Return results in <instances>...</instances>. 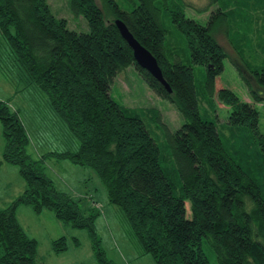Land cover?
<instances>
[{"label":"trees","instance_id":"obj_1","mask_svg":"<svg viewBox=\"0 0 264 264\" xmlns=\"http://www.w3.org/2000/svg\"><path fill=\"white\" fill-rule=\"evenodd\" d=\"M68 1L72 11L86 19L88 30L68 26L67 19L53 13L48 0H0V71L15 85L21 83L46 97V106L65 133L62 148L31 157L26 151L29 133L19 110L0 98L5 141L0 162L17 165L26 183L11 203L0 207V264H37L38 240L26 233L16 216L23 203L34 211L48 207L61 220L86 227L99 261L115 264L99 247L95 207L82 208L69 192L57 188L45 171V157L67 158L94 169L106 186L108 201L125 212L139 255L151 254L156 264H209L204 238L217 264H264V133L254 106L264 101V66L252 67L242 55L246 48L237 41L238 33L228 31L235 8L217 7L205 23L186 16L181 8L168 13L191 61L205 65V85L212 94L224 58L230 56L213 31L217 24L226 25L239 56L231 61L251 99L239 98L225 85L218 87L217 96L228 105L231 127L250 130L255 164L263 177L249 162L236 159L215 121L201 115L192 63L167 47L159 0H131L122 6L119 0H102L106 14L96 0ZM117 17L157 58L171 91L135 61L115 24ZM130 64L156 94L175 102L183 114L175 129L168 128L158 111L150 114L164 126L165 154L148 128L150 106L126 105L110 93L115 75ZM168 167L180 176L179 192L166 173ZM51 247L65 249L64 236L53 239Z\"/></svg>","mask_w":264,"mask_h":264},{"label":"rangeland","instance_id":"obj_2","mask_svg":"<svg viewBox=\"0 0 264 264\" xmlns=\"http://www.w3.org/2000/svg\"><path fill=\"white\" fill-rule=\"evenodd\" d=\"M234 1L238 3H230L229 0H159L158 4L162 10L163 25L167 29V47L177 53L185 63H192L201 115L215 121L228 151L242 163L246 165L250 163L254 172L258 173L259 177H263V172L259 171L260 168L257 169L255 164L257 160L252 147L250 130L244 126L236 129L231 127L227 120L228 105L217 96L218 87L225 85L235 91L239 98L251 99L242 76L231 61V58L234 57L237 60L239 56L229 42L228 31L238 33L237 41L246 48L241 54L245 55L252 67L264 66V7L261 6V0ZM257 1L260 5L256 3ZM48 2L56 16L67 19L68 26L78 31L88 30L86 19L72 11L68 0H48ZM131 2V0H119L121 6L122 4L130 5ZM96 3L105 14L108 12L102 0H96ZM220 6L235 9L230 18L232 25L229 23L232 28L226 31V25L220 23L213 31L230 56L224 58V67L216 76V89L212 94L205 85V65L191 61L188 46L183 36L172 25L168 12L181 8L186 16L205 23L211 16V12ZM20 84L15 85L0 71V98L9 100L11 107L19 110L20 118L30 137L26 151L31 157L38 159L43 153L62 148L65 143V133L61 123L51 115L49 107L46 106V97L32 91L33 88H23ZM110 93L120 103L126 105L150 106L147 118L148 128L165 154L168 148L164 126L150 114L158 111L168 128L175 129L184 120L175 102L156 94L131 64L126 65L115 75ZM254 106L258 109V128L264 133V101H256ZM4 144L0 120V158H2ZM43 161L45 171L57 188L69 192L82 208L87 209L92 205L95 207V211L98 212L93 220L95 234H97L100 249L108 259L115 264H156L151 254L139 255L137 244L130 240V227L125 212L113 202L108 201L106 186L94 169L88 165L74 163L67 158L57 160L53 157H45ZM0 163V207H2L11 203L12 199L23 191L26 183L18 173L17 165L5 160ZM166 173L176 192H179L181 190L180 176L176 171L173 172L171 167L166 168ZM186 202L188 208L189 200L187 199ZM188 212H190L189 208ZM16 216L26 233L38 240L35 255L37 264H102L96 253L94 238L86 227L75 226L70 221L61 220L53 209L48 207L41 211H34L28 203L20 204L16 209ZM59 236H64L67 247L56 251L51 247V242ZM204 249L209 258V264H217L214 250L205 238Z\"/></svg>","mask_w":264,"mask_h":264},{"label":"water","instance_id":"obj_3","mask_svg":"<svg viewBox=\"0 0 264 264\" xmlns=\"http://www.w3.org/2000/svg\"><path fill=\"white\" fill-rule=\"evenodd\" d=\"M115 24L117 25V28H119L122 38L126 39L128 45L132 49L135 61H137V63L144 69L149 70L157 80H160L164 84L166 90L171 91L170 85L163 77L158 60L152 54L150 49L145 47L138 38L133 36L121 18L117 17L115 19Z\"/></svg>","mask_w":264,"mask_h":264},{"label":"crops","instance_id":"obj_4","mask_svg":"<svg viewBox=\"0 0 264 264\" xmlns=\"http://www.w3.org/2000/svg\"><path fill=\"white\" fill-rule=\"evenodd\" d=\"M19 206H20V205H19ZM19 206H18V207H19Z\"/></svg>","mask_w":264,"mask_h":264}]
</instances>
